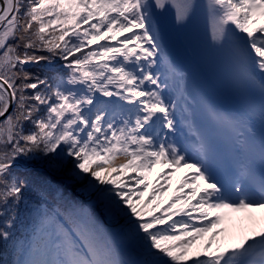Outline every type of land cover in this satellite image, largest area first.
I'll use <instances>...</instances> for the list:
<instances>
[{"label": "snow or ice", "instance_id": "6c2138e0", "mask_svg": "<svg viewBox=\"0 0 264 264\" xmlns=\"http://www.w3.org/2000/svg\"><path fill=\"white\" fill-rule=\"evenodd\" d=\"M0 264H264V0H0Z\"/></svg>", "mask_w": 264, "mask_h": 264}]
</instances>
